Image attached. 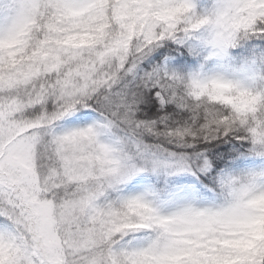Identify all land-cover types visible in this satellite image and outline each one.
Returning <instances> with one entry per match:
<instances>
[{
  "label": "snow or ice",
  "instance_id": "6c2138e0",
  "mask_svg": "<svg viewBox=\"0 0 264 264\" xmlns=\"http://www.w3.org/2000/svg\"><path fill=\"white\" fill-rule=\"evenodd\" d=\"M0 264H264V0H0Z\"/></svg>",
  "mask_w": 264,
  "mask_h": 264
}]
</instances>
